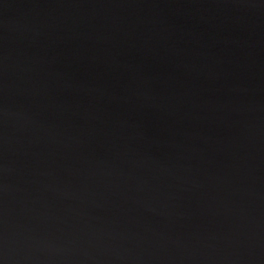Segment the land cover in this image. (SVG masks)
I'll list each match as a JSON object with an SVG mask.
<instances>
[{"label":"water","instance_id":"obj_1","mask_svg":"<svg viewBox=\"0 0 264 264\" xmlns=\"http://www.w3.org/2000/svg\"><path fill=\"white\" fill-rule=\"evenodd\" d=\"M0 264H264V0H0Z\"/></svg>","mask_w":264,"mask_h":264}]
</instances>
